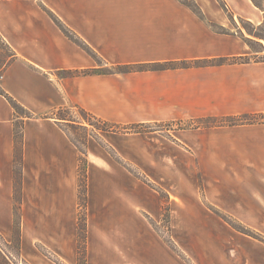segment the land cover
I'll return each mask as SVG.
<instances>
[{"label": "crops", "instance_id": "obj_1", "mask_svg": "<svg viewBox=\"0 0 264 264\" xmlns=\"http://www.w3.org/2000/svg\"><path fill=\"white\" fill-rule=\"evenodd\" d=\"M224 1L236 20L263 22L264 12L250 0ZM194 4L203 14L211 9L205 0ZM47 12L84 41L97 59L69 40ZM213 22L223 29L234 27L223 14ZM0 39L11 53L0 72V92L20 108L16 113L0 94V214L5 216H11L14 203L15 129L21 131L22 217L57 219L55 226L61 228L59 219L74 214L79 152L62 128L65 123L52 118L57 109L78 106L119 125L264 114V62L78 77L63 74L252 55L241 38L215 32L179 0H0ZM114 135H105L103 142L122 157L129 158L135 152L132 144L138 141L140 159L153 154L160 159L154 158V167L140 161L139 168L201 171L203 185L232 187L230 194L217 196L176 199L170 195L166 204L171 233L215 235L225 229L220 217L250 227L264 219V124L180 130L172 140L154 132ZM181 155L188 159L184 166L177 161ZM85 158L89 217L110 219L109 225L115 215L129 217L128 202L125 209L122 204V209L113 211L112 189L109 200L96 203L92 195L91 176L98 174L107 185L113 179V161L98 143L87 145ZM213 171L228 177L207 181ZM163 203L154 199L139 205L145 215L156 219ZM248 263H256L251 254Z\"/></svg>", "mask_w": 264, "mask_h": 264}, {"label": "rangeland", "instance_id": "obj_2", "mask_svg": "<svg viewBox=\"0 0 264 264\" xmlns=\"http://www.w3.org/2000/svg\"><path fill=\"white\" fill-rule=\"evenodd\" d=\"M182 1L194 5L195 1L200 0ZM205 1L209 2L211 9H206V14L200 12L207 23L216 25L213 19H216L218 14L225 15L234 26L229 29L225 28V30L229 34L241 38L253 52L249 57L243 56L245 61L262 63L260 61H264V41L255 36L264 37V15L261 23L263 25L259 27L261 24L241 22L239 18L236 20L224 0V2L221 0ZM212 7H216L218 12L214 13ZM10 56L9 49L0 41V72ZM65 116L75 121L79 120L75 109L71 110V114H65ZM222 118L226 117H206L186 122L141 124L142 128L139 130L141 133L154 132L162 136L163 140H172L176 131L196 129L194 128L195 122L199 125L198 128L233 127L212 126L216 121L215 119L220 120ZM85 120H87V124L92 126L86 125L83 128L76 124L66 123L62 127L79 152L76 182L73 187L75 196L73 216L66 215L60 218L59 220L63 224L61 228L55 226L54 220L57 219L41 216L35 218L32 214L22 217L20 208L21 187L18 210L16 209L14 212L16 204L12 203L11 216L0 214V234L4 241L9 243V246H5L2 241L1 246L11 255L15 264H249L250 254L256 258L255 264H264V219H258L257 224L250 227L236 219L220 217L221 222L225 224V229L215 235L171 233L170 231L169 208L166 204L170 195L176 199H185L194 195L200 197L217 196L222 193L230 194L228 189L232 188L231 186H205L202 184L201 171L196 170L168 167L166 169L139 168L140 161H146L142 166L148 165L147 162H150L149 165L154 167V158L158 162L160 159L154 154L149 157L142 156L143 158L140 159L137 155L140 144L138 141L132 144L135 152L130 153L129 158L122 157L111 146L103 142V137L108 134H115L116 137H123L122 135L125 134H138L134 133L135 130L139 131L137 128L134 130L129 125H121L114 126L108 131L105 125L86 118ZM89 143L94 145L98 143L114 165L113 179H108L107 185H104L105 180L102 181L98 174L91 176L92 195L96 203L100 199L105 200L107 198L109 200L110 189H112L113 211L122 209V204L125 209L127 202L129 204V217L120 218L115 215L110 225V219L91 218L86 210L88 176L85 156ZM177 161L179 165L184 166L188 159L185 155H181ZM219 177H226L227 179L228 176L219 175L217 171H213L207 181ZM110 181L112 182L110 183ZM230 181L222 180L221 183H229ZM70 191L67 186L65 193L67 199ZM154 199L164 201L161 206V216L156 219L145 215L143 208L139 205L143 200L154 201ZM144 222L151 226V229L149 227L145 229ZM16 223L19 228L20 239L18 255H16L17 251L13 240V228ZM96 224L103 227V231H99ZM128 225L130 228L126 229ZM237 229L251 233L255 237L242 234Z\"/></svg>", "mask_w": 264, "mask_h": 264}, {"label": "trees", "instance_id": "obj_3", "mask_svg": "<svg viewBox=\"0 0 264 264\" xmlns=\"http://www.w3.org/2000/svg\"><path fill=\"white\" fill-rule=\"evenodd\" d=\"M183 3L188 4L193 12L197 14L200 18L203 19V16L201 14V10L197 5H192L187 2H184L182 0H179ZM224 2L223 0H221ZM251 3L261 12H264V0H250ZM49 17L52 19V21L56 24V26L61 30V32L73 43H75L77 46H79L84 52H86L91 58L97 59V54L84 42L82 41L78 36L73 34L61 21L52 13L47 12ZM231 18V17H230ZM232 21V20H231ZM241 22H247L250 23L249 21H246L244 19H240ZM263 24H261L259 27H261ZM211 28L219 33V34H229L225 29L218 27L216 25L210 24ZM259 40L264 41V37H259L258 35L255 36ZM1 41V39H0ZM2 42V41H1ZM3 43V42H2ZM4 44V43H3ZM262 46V45H261ZM263 48V46H262ZM245 57L243 56H238V57H232V58H221L218 60H196V61H191V62H179V63H166V64H157V65H119L115 66L112 69H82V70H74V71H65L63 74L65 76H73V77H78V76H88V75H102V74H116V73H131V72H145V71H160V70H169V69H175V68H189V67H200V66H215V65H225V64H244V63H250L245 61ZM9 61L6 60L5 64ZM264 62V61H260ZM11 104V106L14 108L16 113H19V106L13 102L7 95L4 93H1ZM75 109L77 111V115L79 118L78 121H75L74 119L67 118L65 114H71V110ZM64 114V115H63ZM52 118L58 120L59 122H64L70 123V124H76L80 127L85 128L84 126L86 125H91L87 124V120H93L101 125H105L108 129H113L114 126H121L119 124H114V123H109L106 121H103L101 119H98L97 117L93 116L92 114L86 112L84 109L74 106L72 108H60L57 109L55 112L51 114ZM215 123L212 125L214 127L217 126H237V125H245V124H257V123H263L264 124V114L258 113V114H248V115H241V116H229L226 118L222 119H215ZM195 127L198 128L199 125L197 122H195ZM111 125V126H109ZM92 126V125H91ZM130 128L132 129H140L142 128L141 124H133L129 125ZM211 127V126H209ZM125 128V127H122ZM131 129V130H132ZM134 129V130H135ZM126 130H128L126 128ZM104 131V130H102ZM110 131V130H108ZM134 133H141V131H136ZM15 142H16V147H15V157H14V166H13V175H14V184H13V201L16 204L14 206V212H16V209L18 210L19 208V202H20V187H21V154H20V145H21V131L19 129H15ZM14 233H13V240L15 250L17 251L16 255L19 254V228L17 223L14 226ZM238 230V229H237ZM238 232H241L242 234H245L247 236L255 237V235L251 233H245L241 229L238 230ZM4 242L5 246H9V243L5 242L2 235L0 234V264H15L13 261L11 255L5 251L2 246L1 242Z\"/></svg>", "mask_w": 264, "mask_h": 264}]
</instances>
